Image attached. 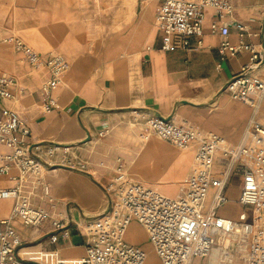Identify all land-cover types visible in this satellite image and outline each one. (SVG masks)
<instances>
[{"label": "crops", "instance_id": "obj_1", "mask_svg": "<svg viewBox=\"0 0 264 264\" xmlns=\"http://www.w3.org/2000/svg\"><path fill=\"white\" fill-rule=\"evenodd\" d=\"M161 2L0 0V74L15 80L14 97L0 99V105L21 115L29 143L40 148L67 146L69 154L88 166L87 172L62 167L46 171L43 180L49 192L37 186L35 206L49 209L51 198L54 211L74 223L99 214L107 204L105 189L115 176L117 158L123 161V170L129 167L131 179L166 196L180 194L194 167L196 143L184 151L165 140V144L152 137L142 141L133 110L191 122L228 144L240 140L251 118L264 124V96L253 110L223 90L230 76L248 62L249 52L219 54L224 38L210 29L215 11L203 9L201 48L163 50L156 21ZM231 4L225 17L226 40L233 45L244 41L264 52V0H231ZM237 24L244 25L246 32H239ZM15 40L43 55L58 52L69 64L52 92L55 105L47 113L41 109L40 88L48 72L43 66L32 67L14 48ZM256 74L264 80V62ZM100 131L106 136H98ZM142 155L154 157L143 163L154 165L148 173L133 170ZM157 164L160 170L155 174ZM16 174L12 167L9 175ZM12 184L9 176L0 178L2 186ZM11 204L9 199L0 201L1 216L8 214ZM12 225L21 239L18 253L23 258L37 264H81L85 238L73 224L69 238L55 243L48 238L49 222L31 227L15 219Z\"/></svg>", "mask_w": 264, "mask_h": 264}, {"label": "built area", "instance_id": "obj_2", "mask_svg": "<svg viewBox=\"0 0 264 264\" xmlns=\"http://www.w3.org/2000/svg\"><path fill=\"white\" fill-rule=\"evenodd\" d=\"M205 8L215 11L211 32L224 38L218 46L219 54L235 55L241 49L249 52L248 62L230 76L223 90L256 110L264 96V80L256 74L264 62V52L244 41L233 45L226 40L229 29L225 17L232 9L231 0H162L156 12L161 48H201ZM236 28L246 32L242 24ZM14 48L25 54L32 67L46 68L48 77L40 88L41 109L49 112L55 105L52 92L68 70L67 60L55 51L43 55L21 40L14 41ZM14 85L13 77L0 74V99H12ZM132 115L134 124L141 125L142 141L156 135L181 149L196 143L194 167L183 180L181 193L166 196L131 179L118 160L115 176L105 189L104 210L74 223L54 211L51 198V208L35 206L34 189L42 186L48 194L43 180L48 170L62 167L87 172V163L69 154L67 146L49 144L40 148L29 143V131L21 115L0 105V178L9 176L13 182L11 186L0 185V201H12L8 214L0 215V264H37L18 253L21 239L12 225L15 219L31 227L49 222L51 243L69 238L73 224L85 238L81 264H146L144 250L123 238L132 221L146 233L160 264H193L196 257H205L204 264H264V124L251 118L240 140L228 144L221 136L191 122H177L152 110H133ZM105 133L100 131L98 136ZM12 167L16 175H9ZM236 184L239 192L231 201L228 190ZM230 203L238 209L236 217L220 211ZM214 250L219 255L215 261L210 259Z\"/></svg>", "mask_w": 264, "mask_h": 264}, {"label": "rangeland", "instance_id": "obj_3", "mask_svg": "<svg viewBox=\"0 0 264 264\" xmlns=\"http://www.w3.org/2000/svg\"><path fill=\"white\" fill-rule=\"evenodd\" d=\"M104 136H106V134ZM152 138L155 139L154 142L165 144V142L161 138H159L157 136H152ZM187 149H188V147L184 148V151H186ZM151 159L152 160L154 159V157L152 155H145V156L142 155L139 160L134 162L133 170L136 171V172L144 171L145 173H148V169L154 168V165L153 166L144 165L143 163L144 162L150 163ZM118 160H120V158H117V161ZM128 168L129 167H126L123 170L124 174H126L127 176H129V174H130V169H128ZM159 170H160V166L157 164V167L155 168L153 173L158 174ZM152 176H154V175L152 174ZM237 195H238V189H237L236 186L233 185L228 190V199L233 201L237 197ZM1 201H6V200H1ZM220 211L224 215L231 216V217H236L238 209H237V207H229V208H227L225 210H220ZM138 226L139 225L137 224L136 221H132L128 225V237L125 238V240H126L127 243H129L131 245H137L140 248H142L144 250V252L146 253V259L150 260L151 264H157L158 258L155 255V251H154L152 245L150 244L149 240L146 239V235L142 231L143 229L139 226L142 229V230H140V228ZM205 261H206L205 257H196L193 260V264H204ZM146 264H148V263H146ZM158 264H160L159 260H158Z\"/></svg>", "mask_w": 264, "mask_h": 264}, {"label": "bare ground", "instance_id": "obj_4", "mask_svg": "<svg viewBox=\"0 0 264 264\" xmlns=\"http://www.w3.org/2000/svg\"><path fill=\"white\" fill-rule=\"evenodd\" d=\"M155 9H156V8H155ZM152 136H156V135H151L150 137H152ZM150 137H149V138H150ZM157 137H158V136H157ZM159 138H160V137H159ZM193 158H194V157H193ZM193 163H194V162H193ZM140 230H142V229L140 228ZM142 231H143V230H142ZM127 237H128V228L125 229L124 234H123V238H127ZM210 259L213 260V261L219 259V255H218V253H217L216 250H214L213 253L210 255ZM156 260H157V259H156ZM146 263L151 264V263H150V260H147V259H146ZM157 264H158V260H157Z\"/></svg>", "mask_w": 264, "mask_h": 264}]
</instances>
